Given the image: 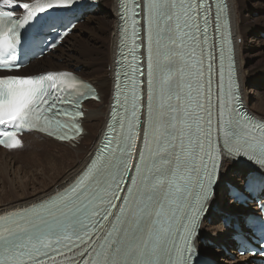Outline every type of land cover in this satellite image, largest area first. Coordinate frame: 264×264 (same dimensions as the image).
I'll use <instances>...</instances> for the list:
<instances>
[{"label":"snow or ice","instance_id":"obj_1","mask_svg":"<svg viewBox=\"0 0 264 264\" xmlns=\"http://www.w3.org/2000/svg\"><path fill=\"white\" fill-rule=\"evenodd\" d=\"M71 3L72 0H55L34 6L20 0H0V57H3L0 69L10 73L19 67L8 58L15 55L22 43L21 29L30 18L38 20L39 14ZM17 8L25 11L23 19L17 18ZM208 8L204 0H144L148 124L153 126V132L150 142L145 128L140 162L135 164L137 175L132 177L127 195L120 196L125 173L132 167L130 159L136 152L141 109L139 89L143 84L137 76L144 75L136 55L140 50L136 41L140 38L141 4L132 0L131 7L125 6L121 47L127 44L130 21L132 62L127 66L121 64V68L127 69L123 71L124 86L130 85L131 108L127 96L123 105L117 96L112 111L114 123L110 125L106 143L63 193L38 208L0 218V264H192L189 257L193 238L198 234L205 202L213 196V185L223 160L244 155L264 168V137L257 143L254 135L256 129L264 126L253 124L240 114L231 63L225 91L223 53L218 132L224 140L222 146L213 141V57L209 51L205 95L199 79L203 77V61L196 55L199 42L208 43ZM177 56L191 61L186 67L195 81L194 87L189 85L183 96L177 91L181 85L173 80V58ZM121 58L127 59L123 53ZM180 71L183 74L185 69ZM77 85L78 81L69 73L0 75V144L6 148L19 146L17 134L25 130H38L60 140L74 139L82 131L80 126L61 118L71 117L75 121L81 117L80 99L74 101L61 95V90L77 89ZM89 91L90 98L99 99L94 90ZM173 99L182 104L174 106ZM257 186L264 191V182L257 185L253 181L249 185L253 190ZM114 200L123 203L117 205ZM261 209L264 210V204Z\"/></svg>","mask_w":264,"mask_h":264},{"label":"bare ground","instance_id":"obj_2","mask_svg":"<svg viewBox=\"0 0 264 264\" xmlns=\"http://www.w3.org/2000/svg\"><path fill=\"white\" fill-rule=\"evenodd\" d=\"M31 1V0H25ZM106 0H99L98 9L101 8L102 3L104 4ZM111 3L112 9L103 16H95L93 12L86 17V23L89 24L88 29L85 33L90 34L93 39H96L98 46L91 47L90 49L102 50V31L105 29L107 24H112L111 28V64L108 69L95 70L94 66L90 62H84V75L79 74L88 82L93 84L97 90V97L99 99L90 100L86 103L87 113L83 119L84 125V134L79 138L70 141L66 144L70 148L67 150L63 149L62 153L58 154L54 150L56 146H60L63 143H58L46 137L37 134H30L25 137V146L29 148V161L24 157H11L16 152L6 153L0 150V214H3L8 211L16 210L19 208L27 207L31 204H34L42 199H45L49 195L55 193L56 191L63 188L67 185L84 167V165L89 160L90 156L93 153V150L96 146V143L102 134L108 116L109 103L105 107L100 109L96 108L98 105H103L106 94L109 90L112 91L113 88V71L115 64V57L117 55L118 49V20H117V0H107ZM244 2V0H243ZM109 4V3H108ZM242 4V3H241ZM240 4V5H241ZM246 7V6H245ZM246 8H240L238 0H228V16L231 20L232 33L234 37V46L236 51V64L238 66V75L241 83V93L242 98L244 99L247 110L254 114L256 117L264 119V99L260 98L257 91H252L250 88L253 87L254 81L258 80L264 81V68L260 73L250 72L249 70L244 69L245 60L244 53H246L251 48H259L261 52L264 51V44H259L253 39H249L250 33L252 30H255L251 26L243 24L245 21L243 13ZM261 19V18H260ZM248 20V19H247ZM263 20V19H262ZM255 24V23H254ZM264 24V22H263ZM80 27L76 25L73 29V32L70 36H66L60 44L55 48V50L50 51L45 56L41 57L39 63L41 65L39 68L48 70H62V69H72L78 68V60L81 61L82 58L75 59L74 57H68L66 59L74 60L71 64H66V59H62V63H57L54 57L52 58L54 52H59L63 43H66L72 39L74 32ZM257 28V27H256ZM264 30V26L257 28ZM91 37V38H92ZM75 43V42H74ZM88 43V42H87ZM69 46V45H68ZM86 43H75L70 46V50H75L76 55L86 57L89 54L90 50ZM264 53V52H263ZM49 54V55H48ZM263 55V54H262ZM59 60V59H58ZM61 61V60H60ZM42 62H45L42 63ZM79 63V62H78ZM76 66H75V65ZM61 66V67H57ZM261 76V79L258 77ZM248 85V86H247ZM257 85V84H256ZM248 89V90H247ZM249 89L251 90L249 92ZM98 102V103H96ZM250 104V105H249ZM252 104V105H251ZM86 136V137H85ZM82 141H85L83 143ZM65 144V143H64ZM57 148V147H56ZM28 151V150H27ZM232 159V158H231ZM225 159L223 166L220 170L219 183L217 191L212 198V202H217L219 200V189L223 180H228L229 171H243V167L236 160ZM25 160V161H24ZM44 161V163L41 162ZM15 165H18L15 169ZM22 165V167L20 166ZM28 167V168H27ZM11 175L13 176L11 178ZM243 176H231L230 180L237 185L244 183ZM47 182V183H46ZM220 184V186H219ZM39 185V186H38ZM12 192L8 195L6 188ZM38 186V187H37ZM28 187H31L34 192L28 193ZM14 195L17 197L14 200H9V196ZM10 202H6V201ZM227 199L224 198L223 201ZM226 203V202H224ZM230 203V207H232ZM3 206V207H2ZM6 206V207H5ZM5 207V208H4ZM229 207V206H228ZM3 208V209H2ZM7 210V211H5ZM228 211V210H227ZM211 214H215L209 211ZM216 216V219L212 218V224L208 225L207 223L203 224L201 234L206 236L211 243H222L223 239H226V228L223 226L221 219ZM214 248V247H213ZM212 248V249H213ZM207 245L203 247V251L206 254H210L214 257H218L216 254L212 253ZM232 254H235L236 251L232 250ZM220 262L223 264H252L250 259L246 257L238 259H220Z\"/></svg>","mask_w":264,"mask_h":264},{"label":"rangeland","instance_id":"obj_3","mask_svg":"<svg viewBox=\"0 0 264 264\" xmlns=\"http://www.w3.org/2000/svg\"><path fill=\"white\" fill-rule=\"evenodd\" d=\"M238 4H239L240 8H243V9L246 8L245 12L243 13V17L245 19V21H243L244 22L243 24L251 26L252 28L255 29V30H252V32L250 33V36H248L249 39H253L254 41H257L259 44L260 43L264 44V37L262 36V33H264V30H262V33L260 34L261 30L257 29V28H260V27L264 26V24H263V22H264V0H244V2H243V0H238ZM101 8H104V9L100 10V9L96 8L93 11V13L96 14L95 16H97V15L99 17L100 16L101 17L105 16L109 12V10L112 9V6H111V3L106 0L104 2V4L102 3ZM87 27H89V24L86 23V20H85V22L83 24H80V27L74 32V36L72 37V39L70 41L66 42V43H63L62 46H61L62 47L61 50L59 52H57V53L54 52V54L52 56V58L54 57V59H56L57 63H62L63 62L62 59L65 60L68 57L69 58L70 57H74L75 59L82 58L81 61L78 60L79 63L78 62H76V63H77V67L79 68V71L82 70L81 71V75H83L84 77L86 76L83 73L85 71L83 69L84 68V62H90L92 64V66H94L96 71L98 69L99 70L108 69L109 65L111 64V50H110L111 38L110 37H111L112 24L111 23L107 24L105 29L102 31V36L103 37H102V50L101 51L98 48H97V50L90 49L91 47H94V48L97 47L98 43H97L96 39H93L94 37H92L88 33H85L86 29H88ZM74 42L75 43H86V46L90 49L88 51L89 52L88 56H86V57L79 56L78 54L76 55L75 50H70V46H72V44H75ZM263 52H261L260 49L256 47V48H251L246 53H244V55H245V57H244V60H245L244 69L249 70L250 72L260 73L261 70L264 68V53ZM65 62H66V64H71V63L74 62V60L66 59ZM42 63L45 64V62H42ZM40 65H41V63H39V61L35 62L33 65L30 66V72H33V71L34 72L50 71V70H48V68H44V69L39 68ZM57 67H61V66H57ZM258 79H261V76L258 77ZM250 89L252 91H257L259 97L264 99V81H260L259 82L258 80H255L254 84H253V87H251ZM250 89H249V92L251 91ZM110 95H111V90H110V87H109V90H108V92L106 94V97H105L103 105H98L96 108L100 109L102 107L107 106L108 102H109V99H110ZM96 103H98V102H96ZM82 142L85 143V141H82ZM56 147L54 148L53 151H55L56 153H58L60 155L61 154H65V153H62L63 149L67 150V152L70 150V148L68 146H66V144H61L60 146H56ZM29 152H30L29 148L24 146L23 150L16 151L13 154L14 156H11V157H16L17 158V157H21L22 156L26 160L29 161V157H28L29 156L28 155ZM41 162L44 163V161H42V160H41ZM20 166L22 167V165H20ZM16 167H18V165H15V169H16ZM241 172H243V171H237V170L233 171V169H230V171H229V175L230 176H229L228 180L231 183H233L230 180L231 176L232 175L233 176L242 175ZM12 177L13 176L11 175V178ZM223 181H225V180H223ZM6 188L8 189V186H6ZM28 191H29L28 193L34 192L31 187H28ZM7 194L10 195V194H12V192L8 189ZM218 196H219V200L217 202H215V204L218 203L220 205V207H222V208H226V209L229 208L230 205L227 204V203H224L225 201H223L224 197H223V194L221 193V191L219 192ZM8 198H9V200H11V199L14 200L17 197H15L14 195H11ZM9 200L6 201V202H10ZM14 201H17V200H14ZM5 211H7V210H5ZM212 248L213 247H211L210 249H212ZM212 253L216 254L218 256L216 258L223 259V260L227 259V258H225L223 256L224 253L222 252V250L219 247H217V248L214 247L212 249ZM238 259H241V258H238Z\"/></svg>","mask_w":264,"mask_h":264}]
</instances>
